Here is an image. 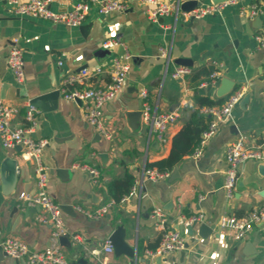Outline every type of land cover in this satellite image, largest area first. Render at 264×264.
Listing matches in <instances>:
<instances>
[{"label":"crops","instance_id":"1","mask_svg":"<svg viewBox=\"0 0 264 264\" xmlns=\"http://www.w3.org/2000/svg\"><path fill=\"white\" fill-rule=\"evenodd\" d=\"M79 1L49 3L52 10L65 12ZM122 1L128 4L125 11L100 14L94 5L81 25L71 27L20 16L12 4L0 0V99L19 108L13 123L25 126L31 102L47 96L33 105L37 126L32 136L49 140L42 160L48 172L47 191L62 207L65 233L60 242L68 264H264V216L240 240L219 225L225 215L245 217L255 208H264V162L249 160L240 166L231 198L224 189L228 145L240 135L247 136L249 145L264 136V48L255 39L256 33L264 30V0H243L199 19L175 12L157 21L145 12L154 5L145 0ZM200 1L203 5L214 2ZM250 4L261 7L263 13L255 18L241 15V8ZM236 15L242 29L235 24ZM109 36L122 44L103 49ZM15 39H19L25 60L21 83L7 64ZM160 48H167L166 57L160 55ZM126 53L131 57L127 59ZM115 57L128 61L130 69L122 92L104 107L106 136L86 122L84 103L65 99L60 90L68 75L84 68L90 70L85 83L71 88L106 87ZM180 58L191 60L192 71L173 78L171 73L180 65ZM100 65L104 70L96 74L94 69ZM211 69L218 72L216 83L202 86L210 81ZM142 90L148 91L152 111L179 114L165 143H160L142 120ZM235 91L243 96L233 118L221 124L200 156L184 157L164 179L144 176L148 163L168 157L173 137L195 111L210 122L204 112L207 105H201L197 97L225 102ZM14 159L18 165L9 189L8 162ZM84 165L99 170L98 183L80 167ZM126 174L134 177L136 187L126 201L116 202L99 218L77 209L94 211L112 201L109 184ZM35 191L33 162L22 156L21 148L6 149L0 140V231L5 237L24 241L33 251H42L52 245V227L39 220L40 207L20 198L22 192ZM155 208L163 212L167 226L180 231L186 240L183 250L162 258L148 256V250L159 245L163 232L159 219L153 217ZM199 214L204 217L190 234L186 222ZM202 223L213 232L200 236ZM120 228V242L125 247L106 252L107 241ZM0 264L26 262L0 252Z\"/></svg>","mask_w":264,"mask_h":264},{"label":"built area","instance_id":"2","mask_svg":"<svg viewBox=\"0 0 264 264\" xmlns=\"http://www.w3.org/2000/svg\"><path fill=\"white\" fill-rule=\"evenodd\" d=\"M12 4L14 12L20 16H29L41 18L52 23L64 24L71 27L81 25L87 18L92 7L96 5L100 14H109L114 11H125L128 4L122 0H81L74 7L65 12L54 11L50 7L49 0H7ZM183 1V0H182ZM182 1H173L170 3L161 2L159 0H145L147 4L154 5L145 9L150 19L157 21L160 17L169 16L175 12L180 13L185 18H202L206 15L222 12L230 4H236L243 0H225L218 3L211 2L201 5L189 12L182 11L180 5ZM263 13V9L257 5H245L241 8L240 14L249 18H255ZM255 39L259 47L264 48V30L256 33ZM122 42L116 37H106L103 43V49L121 45ZM160 55L166 57L168 55L167 48H160ZM130 54L126 53V58H130ZM62 65V62H59ZM7 64L13 72L17 82L21 83L25 79V60L23 50L20 46L19 39H15L10 46L7 56ZM130 64L115 57L110 70L111 81L106 87H88V88H71L76 83H85V79L89 76L90 70L82 69L78 73L70 74L65 79V86L61 88L62 96L67 100H82L84 103V118L86 122L96 128L102 135H108L105 125L104 107L107 103L115 100L122 92L126 80ZM103 66H96L94 72L101 73ZM189 66L178 65L174 68L171 75L173 78H181L191 73ZM218 72L210 74V81L203 82L202 86L210 83H216ZM141 97L144 99L142 120L149 125L151 133L160 143L168 140V129L171 124L179 119V114L175 111H152L147 101L148 91L142 90ZM243 92L235 91L228 99L219 105L207 106L204 112L211 117L209 126L202 133L200 144L192 154L198 157L202 154V150L207 141L217 133L221 124L233 118V110L240 102ZM19 108L16 105L8 104L0 99V140L2 146L6 149L21 148L22 156L26 160H30L34 164L36 174V191L35 193L22 192L20 198L29 204L41 208L38 216L43 223H48L52 227L51 239L52 245L42 251H33L27 243L22 240L5 237L0 231V247L4 252L17 260L24 259L26 264H68L64 254L60 238L65 233L64 219L62 216V207L57 203L47 191L48 172L42 160V153L48 145V139H37L32 136L37 126L36 111L33 105L29 106L27 112L28 124L25 126H15L13 123L14 116L18 113ZM226 160L228 168L225 172L224 189L228 197L234 195V190L238 183L239 168L249 160L264 162V136L262 140L254 145L247 143V136L240 137L231 142L226 149ZM84 170H88L92 175L93 182H99L100 172L95 168L87 165L80 166ZM144 176L154 181L164 179L168 176V172H161L156 168H146ZM136 187L133 186L131 192L124 196L120 202H124L130 195L135 193ZM113 200L107 202L103 206L94 211L86 210L78 206L77 209L92 218H99L108 213L109 209L115 204ZM264 216V208H255L248 216L236 217L225 215L220 219L219 225L222 229L229 231L233 236L240 240L244 238L253 229L255 223L260 222ZM153 217L159 219V225L163 232L159 245L153 250H148L149 258L165 257L173 252L183 250L186 247V240L176 229L169 228L166 224V217L159 208L153 209ZM204 214L193 216L187 220V224L194 221L202 220ZM108 253L114 251V246L109 239L105 246Z\"/></svg>","mask_w":264,"mask_h":264},{"label":"trees","instance_id":"3","mask_svg":"<svg viewBox=\"0 0 264 264\" xmlns=\"http://www.w3.org/2000/svg\"><path fill=\"white\" fill-rule=\"evenodd\" d=\"M214 72L211 69L208 73ZM197 100L201 105H217L222 104V100L213 101L206 97H197ZM207 117L195 111L191 117L184 123L181 130L173 137L172 148L168 157L156 161L154 163H148V168H156L161 172H169L176 165H178L184 157L192 155L198 145L200 144L202 133L209 126ZM135 183V179L132 175L126 174L125 177L115 179L109 184V194L114 202H120L121 199L130 192L132 186Z\"/></svg>","mask_w":264,"mask_h":264},{"label":"water","instance_id":"4","mask_svg":"<svg viewBox=\"0 0 264 264\" xmlns=\"http://www.w3.org/2000/svg\"><path fill=\"white\" fill-rule=\"evenodd\" d=\"M179 1H182V0H179ZM221 1H225V0H214L215 3H218V2H221ZM204 2V1H203ZM202 5L201 1L200 0H183L181 2V5H180V9L182 11H186V12H189L197 7H200ZM235 24L237 26L238 29H242V24H241V19H240V16L239 15H236L235 16ZM235 44L237 43V41L234 42ZM180 65H185V66H190L191 65V60L189 59H186V58H180L178 61H177ZM59 93V91H58ZM47 98L46 95L44 96H40V97H37V98H34V100L31 102L33 105H38L37 103H41L42 101H44L45 99ZM76 101H82L80 99H77ZM41 106V105H39ZM42 109H46L44 106H41ZM20 149V147H17ZM11 162H8V164H11V166L9 167L11 170H10V173H9V177H8V180L10 182L9 184V189L11 188V185L13 184L14 180H15V169L17 170V165H18V162L17 160H10ZM9 191V190H8ZM198 223V221H194L193 223L189 224L188 225V230H189V233L190 234H193V229L195 227V225ZM213 232V228L210 227L208 224H205V223H202L201 226H200V231H199V235L204 237L206 236L207 234H211ZM122 234V230L121 228L118 229L116 232H114V234H112V236L110 237V240L114 246V249L116 251H119L121 249H123L125 246H124V243L120 240H121V237L120 235ZM64 237H62L61 239H63ZM0 252H4V250L0 247ZM5 253V252H4Z\"/></svg>","mask_w":264,"mask_h":264}]
</instances>
